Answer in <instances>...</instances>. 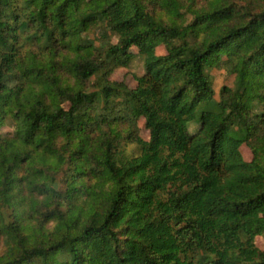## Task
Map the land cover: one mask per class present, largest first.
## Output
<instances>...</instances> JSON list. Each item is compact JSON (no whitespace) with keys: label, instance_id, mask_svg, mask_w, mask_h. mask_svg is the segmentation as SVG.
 <instances>
[{"label":"trees","instance_id":"1","mask_svg":"<svg viewBox=\"0 0 264 264\" xmlns=\"http://www.w3.org/2000/svg\"><path fill=\"white\" fill-rule=\"evenodd\" d=\"M7 124L0 264H264V0H0Z\"/></svg>","mask_w":264,"mask_h":264},{"label":"rangeland","instance_id":"2","mask_svg":"<svg viewBox=\"0 0 264 264\" xmlns=\"http://www.w3.org/2000/svg\"><path fill=\"white\" fill-rule=\"evenodd\" d=\"M86 38L88 40H91L94 42V45L96 47L99 46L98 42V36L95 35L93 32L89 31L86 33ZM112 42H116V39L113 37L111 39ZM165 49L164 47L160 46L156 49L157 55H164ZM143 74V66L142 61L140 58H135V60L132 62L129 68H120L114 71V73L110 76L109 80L112 82H118V83H124L129 89H134L137 85L135 78L140 77ZM211 75L213 76V87L215 90V99L219 100V91L221 87L228 86L232 87L234 82V77L232 75L227 74L223 69H213L211 71ZM139 128H140V135L142 139L148 140V132L144 129L143 121L139 122ZM192 130H195V126L191 127ZM13 133V129L11 125L7 124L3 127H0V135L7 136L9 134ZM240 153L242 156V159L244 162H251L253 159V153L252 151L246 146L243 145L240 148ZM64 174L61 172L57 178V186L60 185V179ZM3 239H0V250L3 249L2 247ZM255 246L261 250L264 251V237H257L255 239Z\"/></svg>","mask_w":264,"mask_h":264}]
</instances>
